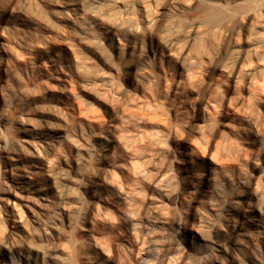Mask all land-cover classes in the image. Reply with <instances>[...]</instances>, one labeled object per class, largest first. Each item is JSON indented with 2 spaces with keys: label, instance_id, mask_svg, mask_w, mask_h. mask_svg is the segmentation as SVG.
Here are the masks:
<instances>
[{
  "label": "clouds",
  "instance_id": "clouds-1",
  "mask_svg": "<svg viewBox=\"0 0 264 264\" xmlns=\"http://www.w3.org/2000/svg\"><path fill=\"white\" fill-rule=\"evenodd\" d=\"M140 3L126 0L108 30H98L87 10L83 16L73 11L83 36L102 50L108 73L100 81L102 98L110 109L82 119L67 104L62 122L34 121L30 97L47 101L43 81H59L55 90L66 93L59 74L76 81V70L47 43L46 71L35 58L19 70L9 62V71L25 83H8L2 90L5 111L0 119H8L6 126L0 125V193L44 194L31 199L36 207L33 218L24 219L27 232L6 201L0 203V253L7 249L10 264H108L91 251L94 235L103 237L104 251L111 248L122 264H264V110L259 107L264 99L254 96L241 111L242 119L226 104L239 59L233 51L236 37L250 15L264 27V0L215 6L211 26L201 14L204 0H156L147 19ZM161 8L166 11L160 13ZM198 28L192 53L202 72L192 82L184 74L189 60L177 52V43L183 38L181 47H186ZM220 66H226L227 75L217 81L210 70ZM141 96L163 116L165 126L133 154L131 139L147 123L139 112ZM133 102L137 108L130 107ZM206 103L216 106L210 115L201 111ZM48 129L59 131L49 136ZM23 136L46 137L42 151L45 158L52 157V167L23 162L33 155ZM213 151L222 163L208 158ZM135 156L147 163L133 178L123 170ZM116 173L122 177L118 192L109 187ZM97 204L115 214L94 218ZM138 245H143L139 252Z\"/></svg>",
  "mask_w": 264,
  "mask_h": 264
},
{
  "label": "rangeland",
  "instance_id": "rangeland-1",
  "mask_svg": "<svg viewBox=\"0 0 264 264\" xmlns=\"http://www.w3.org/2000/svg\"><path fill=\"white\" fill-rule=\"evenodd\" d=\"M155 2L156 0H141V3L137 5L145 19H147L149 10ZM233 2L235 0H204L206 7L201 9V14L211 26L216 20L217 7L215 6L223 8ZM125 3L126 0H71V2H67V0H0V116L5 111L3 87L8 83H14V85L25 83L17 75V72L9 71V62L11 61L19 70L24 68L29 60L35 58V62L41 64L46 71L47 54L43 48L45 43L48 44L53 54L59 52L66 62L71 63L76 70L77 79L76 81L67 80L63 77V73L59 74L67 85L66 93L55 90L59 81L50 82L45 79L43 83L48 86V91L45 94L48 99L45 101L38 95L30 97L32 101L30 107L35 109L31 119L34 121L43 119L50 124L62 122L63 109L67 104L75 106L82 119L94 115L97 111L103 112L104 108L110 109V105L102 98L103 86L100 81L108 78L106 66L103 63L102 50L94 41L83 36L73 11L79 16H83L87 10L89 18L98 30H108L112 29V21L115 19L114 13L117 10L122 11ZM112 5H115V8ZM158 11L164 13L166 9L161 8ZM257 20V16L250 15L244 21L245 28L236 37V47L233 49V51L239 52V59L236 61L230 77L226 104L232 115L241 119V111L247 109L254 96H261L264 99V27ZM112 31L114 33V30ZM199 31L198 28L196 32L191 33L186 47H181L184 42L183 38H180L177 43V52L189 60L190 67L184 74L192 82L200 79L202 72V69L196 66L197 56L192 53ZM207 43L208 41L205 40V46ZM30 47H34L32 52L29 51ZM220 54H225L222 47ZM169 56L173 57L174 53L170 52ZM201 59L207 63V57H201ZM181 70L183 71V68ZM210 71L217 81L221 75H227L226 66H220ZM204 79L209 78L204 77ZM76 82L80 83L79 88L75 86ZM27 90L32 93L34 88L28 86ZM140 103L144 107L140 108L139 112L147 120V123L141 124V131L131 139L133 154L146 148L156 138L157 129L165 126L163 116L153 112L150 103H147L143 96L140 97ZM130 107L137 108L138 106L133 102ZM215 107L214 103H206L201 111L210 115ZM259 107L264 110V104L259 105ZM7 119V117L0 119V125L6 126ZM28 127H32V125L29 124ZM47 131L49 136H55L59 130L48 129ZM22 139L26 142L28 151L33 153L31 156L23 157L24 163L37 164L45 169L52 167V157L45 158V153L42 151L46 137L23 136ZM192 144L200 148L196 140H193ZM208 158L214 163H222V161H218L216 151H213ZM146 163V160L135 156V158L129 159L128 168L123 171L126 175L134 178L135 174L142 170ZM48 179L54 183L51 176ZM112 179L115 183L109 187L113 191H120L119 185L122 179L120 173L113 175ZM258 186L259 179H257ZM5 201L6 208L12 207L16 209L19 216L27 217L11 195L4 194V200H0V203ZM122 203L126 204V199ZM96 214L107 219L110 214H115V210L103 204H97L94 218ZM92 243L93 249L91 251L93 254L108 261V264H122L120 255L114 253L111 248L107 253L104 251L103 237L94 235ZM142 247L143 245H138L137 252ZM61 252L63 255H68V253L63 252V249ZM7 255L9 258L8 252Z\"/></svg>",
  "mask_w": 264,
  "mask_h": 264
},
{
  "label": "bare ground",
  "instance_id": "bare-ground-1",
  "mask_svg": "<svg viewBox=\"0 0 264 264\" xmlns=\"http://www.w3.org/2000/svg\"><path fill=\"white\" fill-rule=\"evenodd\" d=\"M9 186H11L13 189L16 188L15 184H12L9 182ZM4 194H9L11 195L14 200L17 202V206L21 209H23V213L26 214L27 218L32 219L33 218V209L36 207L35 205L31 204V199L32 198H39L43 196V193H33L32 197H29L27 193L20 192L19 190H14V191H8V192H3L0 193V197H2V200H4ZM10 214H14L16 221L18 222L19 228L27 232V228L24 227V219L25 217L19 216L18 212H16V209L14 208H7ZM7 249H4L2 253H0V258H2L3 261H5V264H10V259L8 258L7 255ZM62 262V261H61Z\"/></svg>",
  "mask_w": 264,
  "mask_h": 264
}]
</instances>
